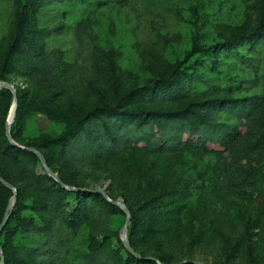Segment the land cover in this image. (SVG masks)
I'll return each instance as SVG.
<instances>
[{"label": "rangeland", "instance_id": "374dc122", "mask_svg": "<svg viewBox=\"0 0 264 264\" xmlns=\"http://www.w3.org/2000/svg\"><path fill=\"white\" fill-rule=\"evenodd\" d=\"M263 9L264 0H0V34L5 32L7 17L10 15L11 26L17 13L23 11L30 27H59L57 33L45 38V46L62 48L66 59L90 65V79L62 91L54 102L73 97L77 103L90 105L115 85L131 88L147 83L165 75L193 47L199 49L191 55L190 67H197L220 88L238 83L228 94L243 96L261 87L249 79L252 71L245 56L252 51L247 42L237 51L214 52L211 48L238 28L251 26ZM5 43V37L0 38V54ZM207 45L210 47L200 49ZM9 76V81L25 89L32 103L24 113L23 134L34 137L41 130L56 134L62 124L40 113L39 104L61 87L44 86L14 73ZM9 113L10 108L6 119ZM220 119L232 117L222 112ZM0 167L22 185L26 202L53 198L51 181L26 175L19 164L4 156H0ZM213 167L214 157L209 154L129 149L93 163L59 165L58 171L66 185L103 186L109 197L130 202L134 212L142 215L146 212L139 198L146 192L157 197V230L142 235L143 229H137L138 243L145 252L164 254L172 262L189 259L205 264H247L252 257L256 264H264V182L251 197L228 189L218 193ZM36 169L40 174L46 171L41 161ZM135 184H139L137 190ZM75 203L71 195L69 204ZM120 209L97 202L93 213H84L73 225L55 217L57 234L71 240V253H61L54 264L84 259L92 239L102 249L110 246L125 257V247L116 240V234L122 236L126 217ZM160 210H166V217H159ZM129 216L130 223L131 212Z\"/></svg>", "mask_w": 264, "mask_h": 264}, {"label": "trees", "instance_id": "16d2710c", "mask_svg": "<svg viewBox=\"0 0 264 264\" xmlns=\"http://www.w3.org/2000/svg\"><path fill=\"white\" fill-rule=\"evenodd\" d=\"M36 8L34 5L33 9ZM9 16L5 32L0 35L6 39L0 54V79L10 80V73H14L44 86H60L61 89L40 101L39 112L62 124L56 134L41 130L37 136H25L24 113L31 109L32 103L27 100L25 89L15 84L17 107L10 135L17 143L40 150L45 162L58 172L64 184L67 181L59 174V165L93 163L129 149L163 153L189 150L214 157L218 193L228 189L251 197L259 192L264 182V50L259 51V48L264 49V9L251 26L238 28L227 39L214 42L211 48L214 52L237 51L239 45L247 42L252 51L245 56L252 71L249 79L261 85L258 92L229 96L238 83L220 88L197 67H190V57L199 49L193 47L173 63L165 75L131 88L115 85L110 93L90 105L77 103L73 97L65 102H54V97L62 91L82 86L93 70L77 59H66L62 48L44 45L45 38L57 33L59 27H30L23 11L17 13L10 26ZM12 99L11 90L0 87V156L15 161L28 176L51 181L53 198H34L26 202L22 185L13 182L0 167L2 178L16 187L14 202L0 230L3 264H54L61 253H71V240L57 234L55 217L73 225L84 213H93L97 202L120 207L99 191L81 188L85 185L74 183L77 189H69L46 171L38 172L36 168L41 160L37 154L13 144L5 133V119ZM222 112L232 119H220ZM134 187L137 190L139 184ZM12 194L0 181V221ZM71 195L75 198L74 206L69 204ZM139 199H142L145 215L135 213L131 203L124 201L131 212L127 238L138 256L126 249L116 234L119 246L125 247V257L110 246L102 249L92 239L87 244L85 258L72 264H205L189 259L172 262L164 254L145 252L138 243L137 229H143L142 235L157 230V197L146 192ZM176 208L177 205L173 209ZM165 213L166 210H160L159 217H166ZM99 214L103 217L102 211ZM247 264H256L254 258L249 257Z\"/></svg>", "mask_w": 264, "mask_h": 264}, {"label": "water", "instance_id": "95a60500", "mask_svg": "<svg viewBox=\"0 0 264 264\" xmlns=\"http://www.w3.org/2000/svg\"><path fill=\"white\" fill-rule=\"evenodd\" d=\"M0 87H7L11 90L12 92V95H13V100H12V103H11V106H10V109L12 107V112H11V116L10 118L6 119V124H5V133L7 135V137L9 138V140L13 143V144H17L21 147H26L27 149H30V150H33L37 156L39 157V159L41 160L42 164H43V167L46 169V171L49 173V175H51L52 177H54L59 183H61L64 187L66 188H69V189H77V187L75 186H70V185H66L64 184L59 176H58V172L57 171H54L50 168V166L45 162L44 160V157L42 155V153L40 152V150H38L37 148L33 147V146H24L22 144H19L17 143L16 141H14L10 135V126H11V123L14 119V116H15V112H16V107H17V89L14 85V82L12 81H9V80H3V79H0ZM0 181L3 182L8 188L12 189L13 190V196L10 198L9 200V203L6 207V210L4 212V215H3V218L2 220L0 221V230L1 228L3 227L4 223H5V220L7 218V212H8V209L10 208V205L12 203V201L14 200L15 198V194H16V187L7 182L6 180H4L2 178V176L0 175ZM81 188H84V189H89V190H93V191H99L101 192L104 196H106L108 198V200H110L111 202H113L114 204H117L119 205L120 207H122V209L125 211L126 213V217H125V222H124V225H123V228H122V236H121V239L126 247V249H128L129 251H131L132 253H134L135 255H139L133 248L132 246L130 245L129 241H128V238H127V228H128V223H129V219H130V211L127 207V205L123 202L122 199L120 198H115V199H112L111 197L108 196V194L106 193V190L103 186H100L98 188H90V187H86V186H83ZM0 254H1V258H0V264L3 263V253H2V248L0 246ZM151 257V256H150Z\"/></svg>", "mask_w": 264, "mask_h": 264}, {"label": "bare ground", "instance_id": "6f19581e", "mask_svg": "<svg viewBox=\"0 0 264 264\" xmlns=\"http://www.w3.org/2000/svg\"><path fill=\"white\" fill-rule=\"evenodd\" d=\"M11 112H12V107H11V109H10V113H9V115H8V119L10 118V116H11Z\"/></svg>", "mask_w": 264, "mask_h": 264}, {"label": "crops", "instance_id": "0c3cea01", "mask_svg": "<svg viewBox=\"0 0 264 264\" xmlns=\"http://www.w3.org/2000/svg\"><path fill=\"white\" fill-rule=\"evenodd\" d=\"M1 34H2V33H1ZM1 34H0V35H1Z\"/></svg>", "mask_w": 264, "mask_h": 264}]
</instances>
